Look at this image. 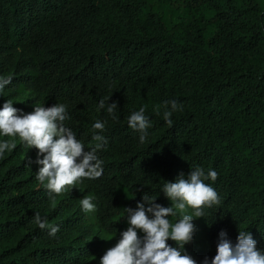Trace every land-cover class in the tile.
Wrapping results in <instances>:
<instances>
[{"label": "trees", "instance_id": "1", "mask_svg": "<svg viewBox=\"0 0 264 264\" xmlns=\"http://www.w3.org/2000/svg\"><path fill=\"white\" fill-rule=\"evenodd\" d=\"M184 2L171 24L148 0H0V77H12L0 109L12 100L22 114L28 92L37 105H66L65 125L86 150L96 121L107 138L102 176L58 196L36 179L38 150L15 138L0 157V264H100L103 238L127 229V207L145 192L171 206L164 184L197 168L218 173L205 183L220 204L193 218L187 253L211 264L220 232L235 244L239 229L264 251V0ZM102 99L118 103V119ZM170 100L183 108L171 127ZM141 107L151 124L144 143L127 120ZM84 197L95 211L82 210ZM37 212L59 226L55 237L34 223Z\"/></svg>", "mask_w": 264, "mask_h": 264}, {"label": "clouds", "instance_id": "2", "mask_svg": "<svg viewBox=\"0 0 264 264\" xmlns=\"http://www.w3.org/2000/svg\"><path fill=\"white\" fill-rule=\"evenodd\" d=\"M11 81V76L0 77V93ZM117 107V102L107 105L103 99L99 102V108H106L107 114L114 120L118 119L115 115ZM164 109L163 119L171 127L172 114L182 111V105L176 100L165 101ZM145 111L141 107L127 117L128 126L140 133V143L146 141L147 129L151 127ZM156 112L160 114L159 108ZM19 113L20 110L13 106L12 100H7L0 109V135L11 138L0 141V157L4 156L6 150L16 148L17 137L28 149H37L35 163L42 167L36 179L56 196L69 188L74 189L85 178L97 179L102 176L103 162L98 158L97 151L107 143V138L102 134L106 130L104 122L98 120L93 124L92 139L96 143L90 150H86L72 129L65 125L69 119L66 105H35L33 112ZM217 178L218 173L211 169L207 173L202 168L191 169L187 178L184 173H180L176 182L167 181L161 189L171 201L169 207L156 203V197L145 192L143 202H138L135 209L126 208L129 226L120 234L117 243L100 257V264H197L187 253L185 245L193 241L197 231L193 218L205 217V208L220 204L217 192L205 183L209 179L214 182ZM80 203L85 213L95 211L90 197H84ZM187 208L193 210L192 214L186 213ZM177 215L180 219L175 223L168 219L169 216ZM34 223L41 230L48 229L52 237L59 231L58 225L49 224L47 218L39 212L34 215ZM138 231L144 233L143 237ZM169 239L176 243L175 247L168 244ZM203 264H209L207 257ZM211 264H264V251L257 247V241L250 231L239 229L237 242L233 244L227 232L222 230Z\"/></svg>", "mask_w": 264, "mask_h": 264}, {"label": "rangeland", "instance_id": "3", "mask_svg": "<svg viewBox=\"0 0 264 264\" xmlns=\"http://www.w3.org/2000/svg\"><path fill=\"white\" fill-rule=\"evenodd\" d=\"M150 4L153 6L154 9H156L160 14H162L171 24H174L178 19L179 15L184 9L185 2L184 0H148ZM21 103H23L24 109L22 111V114L30 113L34 111L36 103L31 102L28 99V92H25L21 99L19 100ZM127 223V227H128ZM197 230L199 229L198 225H196ZM138 234L143 237L144 233L139 232ZM109 237L104 238V242L102 243V251L101 254L97 256V261L100 263V257L103 256V254L110 248L113 247L117 241L120 239V236L117 239L111 238L113 237V234H108ZM196 237H198V234H196ZM198 247L205 246L206 244H202L200 242H197L196 244ZM207 247V246H205Z\"/></svg>", "mask_w": 264, "mask_h": 264}]
</instances>
